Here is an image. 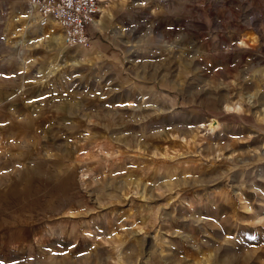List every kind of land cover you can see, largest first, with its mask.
Wrapping results in <instances>:
<instances>
[{
  "label": "rangeland",
  "instance_id": "obj_1",
  "mask_svg": "<svg viewBox=\"0 0 264 264\" xmlns=\"http://www.w3.org/2000/svg\"><path fill=\"white\" fill-rule=\"evenodd\" d=\"M98 8L0 0L1 264H264V0Z\"/></svg>",
  "mask_w": 264,
  "mask_h": 264
},
{
  "label": "built area",
  "instance_id": "obj_2",
  "mask_svg": "<svg viewBox=\"0 0 264 264\" xmlns=\"http://www.w3.org/2000/svg\"><path fill=\"white\" fill-rule=\"evenodd\" d=\"M39 16L40 26L59 25L64 46L88 48L89 27L98 13L99 0H27Z\"/></svg>",
  "mask_w": 264,
  "mask_h": 264
},
{
  "label": "bare ground",
  "instance_id": "obj_3",
  "mask_svg": "<svg viewBox=\"0 0 264 264\" xmlns=\"http://www.w3.org/2000/svg\"><path fill=\"white\" fill-rule=\"evenodd\" d=\"M107 2V0H101V3H102V5H105V3ZM99 3H100V0H99ZM101 9V8H100ZM98 13H99V8H98ZM102 13H103V9H101V11H100V16H99V19H97V21L95 22V19H96V15H95V17L93 18V21H92V23L94 24V22H95V26L94 27H96V28H100V29H102L103 27H102V25H101V23H100V17H101V15H102ZM40 22V21H39ZM39 26H40V24H39Z\"/></svg>",
  "mask_w": 264,
  "mask_h": 264
},
{
  "label": "crops",
  "instance_id": "obj_4",
  "mask_svg": "<svg viewBox=\"0 0 264 264\" xmlns=\"http://www.w3.org/2000/svg\"><path fill=\"white\" fill-rule=\"evenodd\" d=\"M51 24H52V23H51ZM94 26H95V25H94ZM1 243L3 244V242H1V241H0V247L2 246V244H1ZM0 252H1V250H0ZM0 264H1V260H0Z\"/></svg>",
  "mask_w": 264,
  "mask_h": 264
}]
</instances>
